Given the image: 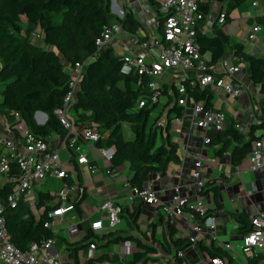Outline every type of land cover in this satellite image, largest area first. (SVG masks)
<instances>
[{
  "label": "trees",
  "instance_id": "obj_1",
  "mask_svg": "<svg viewBox=\"0 0 264 264\" xmlns=\"http://www.w3.org/2000/svg\"><path fill=\"white\" fill-rule=\"evenodd\" d=\"M225 1V6L220 8L217 16L223 10L226 22L231 11L240 7L245 0ZM149 2L153 4V0ZM199 9L206 17L210 12V2L200 5ZM109 10V0H0V116L11 121L14 113L19 114L30 132L44 141L50 135H66L67 131L54 111L63 105L71 69L76 64L83 65L80 82L68 108L69 119L75 130L83 127L94 129L99 135L95 145L114 150L108 168L117 169L128 164L131 172L128 183L143 190L152 175H163L170 163H179L177 147L170 139L169 130L170 122L181 116L184 106L178 105V93L173 86L162 85L160 96L164 98V103L161 115L164 114L167 120L165 125L158 124L159 115L149 123L150 115L159 103H147L139 108V103L148 100L151 95L147 88L148 79L122 74L121 55L112 46L100 52L95 46L96 39L106 27L120 24L124 32L133 35L142 26L130 10L126 9L123 18L112 15ZM33 35L39 38L35 39ZM197 43L204 57L208 53L209 66L215 67L232 54L245 62L252 84L264 86V58L244 53L241 44L229 39L215 26L210 35L199 33ZM187 91L195 102H201L206 109L216 111L211 108L215 96L212 91L200 88ZM37 112L46 116L41 125L35 121ZM236 125L233 119L226 117L223 130L211 138L212 144L221 146L215 150L216 156L230 150L233 166L239 165L247 157L254 141L262 138L254 136V132L257 129L264 132V120L252 126L248 139ZM9 175H18L17 168L12 166ZM77 180L80 183L78 177ZM64 182L71 183L69 178L64 179ZM216 183L217 180H209L200 191L201 196L206 191L211 193L216 204L214 210L220 207ZM11 190L12 185L2 183L0 178V199H5ZM84 196L74 204L78 218L82 217L80 208ZM31 198L35 203L29 206L28 202L33 201ZM53 198L49 191L39 190L30 199L20 200L16 207H5L3 214L10 242L25 252L31 243L40 244L52 239L58 249L67 252V264H80L79 252L88 244L86 241L97 239H92L95 236L87 233L81 241L69 242L45 228ZM143 205V202L134 200L132 210L126 207L120 214L126 224L137 232ZM33 206L40 212L38 219ZM206 212L207 216H212L210 209ZM235 218L243 236L248 234L251 231L250 220L243 214ZM156 226L150 223L140 235L129 232L124 235L123 231L117 229L108 232L101 237L98 251L103 252L108 245L131 241L135 246L132 255L122 260L104 252L86 264L106 261L118 264H147L152 261L157 264L159 252L174 254V260L178 261L176 253L186 250L189 245L186 237L176 236L175 227L168 221L166 233L158 239ZM204 251L210 259L221 257L217 247H204ZM258 257L264 261V256L259 254L247 257L246 264H253Z\"/></svg>",
  "mask_w": 264,
  "mask_h": 264
},
{
  "label": "built area",
  "instance_id": "obj_2",
  "mask_svg": "<svg viewBox=\"0 0 264 264\" xmlns=\"http://www.w3.org/2000/svg\"><path fill=\"white\" fill-rule=\"evenodd\" d=\"M122 8L128 7L139 0H118ZM209 0H153V9L158 15V33L152 37L144 35L142 30H138L132 35L137 41V48L134 52L121 54L120 72L124 75H137L148 79L147 88L151 95L139 103V108L147 103H159L160 101V78L164 75L171 76V83L178 93L177 103L179 106H186L188 103L192 107L198 119L195 126L204 132H219L224 128L226 116L221 111H211L204 107L203 103L195 102L189 95L187 89H208L217 95L223 92L228 98L236 99L242 94V90L235 86L233 77L239 71V66L245 64L240 58L230 54L220 61L223 68L221 76L214 74V68L209 66L208 58L204 57L201 48L197 43V36L203 33L201 25L205 16L199 9L200 5L207 4ZM256 2L252 6H256ZM122 14L116 0L110 7ZM111 11V10H110ZM224 12L220 11L216 24H224ZM120 24H114L104 28L100 36L95 41L97 51L103 48L119 46V35L123 33ZM262 28L254 25L249 28L247 41L257 43L260 40ZM38 39V35H33ZM130 53V54H129ZM83 73V65L76 64L71 69V79L68 83V92L64 98L63 105L54 111V115L60 124L66 129L64 136L50 135L44 141L35 135L22 123L19 114L14 113V119L19 123L18 129L21 135L18 140L10 139L0 134V178L2 183L12 185L10 194L5 199H0V264H67V252L56 247L55 241L48 239L40 244L31 243L25 252L16 248L9 239L5 225V207H16L17 203L26 198L36 195L47 184L59 181V190L51 192L54 196L47 212L45 228L51 229L54 235L62 230H66L67 241H81L87 233H91L97 240H91L81 250L83 253V264L88 260H94L101 253L98 251L101 237L108 232L114 231L121 223L120 214L122 207L106 199L99 203L97 209L98 219L89 221L86 229L82 227V217L79 221L73 220L78 217L74 204L81 201L86 193L84 186L78 182L74 175L75 166H87L91 175L97 173L98 168L93 164L88 154L81 149L79 143L94 145L99 140V135L90 127H83L75 130L73 123L69 119V106L73 101L74 93L78 87ZM168 85V84H167ZM168 85V86H169ZM42 116V115H41ZM43 117V116H42ZM43 117L41 125L45 122ZM179 123V119H174ZM211 138L204 137V144H210ZM68 150L69 154L66 153ZM96 151L101 161L110 164L114 154L113 148H98ZM249 162V170L255 171L264 167V137L254 141L252 149L246 157ZM12 166L18 170V175H9ZM195 170L192 178L196 182L198 192L192 202L181 196L179 187L172 189L170 203L162 207L163 213L171 217L183 218L189 223L190 235L186 236L188 247L186 250L194 248L198 244V239L204 231H211L215 228V219L206 215V208L200 195L205 182L200 180L201 161L195 163ZM105 173L114 180L120 175L113 169L106 168ZM69 178L70 184L64 182ZM123 189L128 193L129 210H132L134 200L143 202L144 205L158 207L161 201L151 187L147 184L143 190L132 187L128 180L122 181ZM84 201V200H83ZM35 201H29V206ZM81 210V208H80ZM251 231L243 236L241 252L246 257L251 254H261L264 256V212L257 213L250 219ZM131 241H124L118 245H113V250L107 252L110 256H117L124 260L129 258L134 250ZM224 249H231L230 244H224ZM176 253V258L185 264V251ZM174 254H163L159 252L160 260L157 264H174ZM210 264H225L218 257L210 259ZM81 264V260H80ZM99 264H118L112 262H102ZM123 264V263H120Z\"/></svg>",
  "mask_w": 264,
  "mask_h": 264
},
{
  "label": "crops",
  "instance_id": "obj_3",
  "mask_svg": "<svg viewBox=\"0 0 264 264\" xmlns=\"http://www.w3.org/2000/svg\"><path fill=\"white\" fill-rule=\"evenodd\" d=\"M145 1L153 9L149 0ZM212 1L209 0L210 12L201 25L204 34H212L215 26L216 29L224 32L229 39L241 44L244 53L250 56L264 58V0H245L240 7L231 11L228 20L221 26L215 24V21L220 8L224 7L225 4L221 0H218L217 4L215 5L214 3L213 5ZM140 2L139 0V2L133 4L140 5ZM253 2H256L257 5L252 6ZM133 4L127 9L130 12V7ZM144 17L146 24L143 25L140 23L142 26L140 30L143 31L146 38L152 37V34L156 35L159 29L158 15L155 10L153 9V13L148 14L147 12ZM134 18L138 20L136 17ZM254 25L260 26L262 33L257 43H250L247 41L248 30ZM118 38L119 46L116 45L114 48L118 55L124 54L125 51L132 53L136 50L137 41L132 38V35L123 32ZM123 42L126 44L124 45ZM204 55L209 59L208 53ZM63 62L65 63V61ZM213 68L215 73V67ZM220 72L222 74V71ZM166 76L172 79L170 75ZM233 82L236 87L242 90V94L236 99H231L223 92H219L214 96L211 108L216 111H221L227 118L233 119L237 124L238 130L248 139L252 126L264 120V86H255L252 84L246 64L239 66V71L233 77ZM167 84L163 83L162 85ZM42 119L43 117L38 115L35 121L41 122ZM178 119L179 123H176L174 120L170 122L169 135L171 141L177 147L179 163H170L163 175L154 174L150 177L147 184L156 193L161 201V205L158 207L143 205V207L146 206L149 212H153L150 213L153 216L149 221H145L143 228L138 223L139 231L133 230L134 233L132 234L140 235L141 232L147 229L150 223H154L157 224L156 237L160 239L166 233V226L169 221L175 227L176 236L186 237L190 235L189 223L187 224L183 218L171 217L170 219L163 213L162 207L170 203L172 189L174 187H179L181 196L186 198L188 202L194 200L198 190L192 174L195 170V163L201 161L199 178L205 183L209 180H217V199L220 207L218 210H214L216 204L213 202L212 195L209 191H206L201 196L206 210L210 209L212 212L211 215L215 219V228L211 231H204L198 239L197 246L185 251L184 262L185 264H210V258L204 251V247L212 248L214 246L220 249L221 257L218 256V258L222 259L225 264H246L247 257L242 254L240 249L243 234L240 232V225L235 217L243 214L250 220L257 213L264 212V167L250 171V162L247 158H244L239 165L233 166L229 149L223 152L221 156H216L215 150L221 146L212 143L205 145L203 142L205 136L212 138L216 132H204L195 126L198 115L193 113L189 103L183 107V112ZM166 120L167 118L164 117V120H160L158 124L165 125ZM18 126L19 123L15 119L6 121L4 117L0 116V134L10 139L18 140L21 137ZM254 136L263 138L264 132L261 129H257L254 132ZM79 146L88 154L90 161L98 168L97 173L94 175L89 173L87 166H75L73 168V176L79 178L80 183L86 191L84 201L81 204L82 218L87 221L97 220L99 203L106 199H110L118 203L122 208H126L129 204L127 198L128 193L123 189L122 181L125 179L128 180L131 176L128 167L126 168L125 165L113 169L120 175L119 179L114 180L105 173L106 168L110 164L101 161L96 151V146L83 142L79 143ZM66 153L70 155L68 150H66ZM124 202L126 203L125 205L122 204ZM137 204L136 202L135 205ZM146 219L147 217H145ZM82 227L86 229V226L82 225ZM119 227H121V224ZM118 231H123L122 234L124 235L125 232H129L125 227L119 228ZM66 238H68V235ZM224 244H230L231 249H224ZM109 246L113 245H108L107 247ZM158 250L160 249L158 248ZM103 252L107 253V251ZM251 255V257H255L259 254ZM255 261L252 263L264 264V261L259 257ZM174 264H182V262L178 260Z\"/></svg>",
  "mask_w": 264,
  "mask_h": 264
},
{
  "label": "rangeland",
  "instance_id": "obj_4",
  "mask_svg": "<svg viewBox=\"0 0 264 264\" xmlns=\"http://www.w3.org/2000/svg\"><path fill=\"white\" fill-rule=\"evenodd\" d=\"M141 2H140V5H137V4H133L130 8H131V12H132V14H133V16L134 17H136L137 19H138V21L141 23V24H146V19H145V14H147V12H148V14L149 13H153V9H152V7H151V5L148 3V2H146L145 0H140ZM217 1L218 0H213L212 2H213V5H214V3H215V5L217 4ZM221 2L223 3V4H225L224 2H226L225 0H221ZM116 4L119 6V8H120V11H123V14L126 12V9L124 8H122V6H120V3H119V1L118 0H116ZM113 5V3L111 2V0H109V8L111 7ZM111 11H112V9H110ZM109 10V11H110ZM113 11H115V10H113ZM117 12V11H116ZM114 16H116V17H118L116 14L114 15ZM124 16V15H123ZM119 18V17H118ZM123 18V17H122ZM123 44L125 45L126 43H124L123 42ZM115 50V49H114ZM126 52H129V51H125V53ZM127 54V53H126ZM130 54V53H129ZM220 71H222V73H223V68H222V66L219 64V65H217V66H215V73H217V74H221V72ZM163 83H168V84H170L171 83V79L169 78V77H167L166 75H164V76H161V78H160V84H163ZM159 104L160 105H157L154 109H153V112H152V114L150 115V121H149V123L150 122H153L154 120H155V118L157 117V116H159L160 115V117H159V121L160 120H164V114L163 115H161V108H162V105H163V98L161 97L160 98V101H159ZM151 124V123H150ZM126 168L128 167V164H126V166H125ZM59 181H55L54 183H49V184H47L46 186H43V188H41V190H45V191H49L50 193L51 192H57L58 190H59ZM30 200H33L32 198L30 199ZM123 205H125L126 203L124 202V203H122ZM33 211L35 212V215H36V217H37V219L39 218V210H37V207L36 206H33ZM41 212L43 211V208L40 210ZM150 213H153V212H149L147 209H146V206H144V207H142V211H141V215H140V219H139V225L143 228L144 227V224H145V221H149L151 218H152V214H150ZM145 217H147V219L145 220ZM73 220H75V221H79L80 219L78 218V217H73ZM120 220H121V227H125L127 230H129V233L131 232V233H134V231H133V229H131L127 224H126V220H125V218H121L120 217ZM82 225L83 226H86V228L88 227L87 225H89V221H87L86 219H84V218H82ZM119 227V226H118ZM121 227H119V228H121ZM119 228H117V230L119 229ZM161 231V230H160ZM58 236H60V237H65L66 238V236H67V232H66V230H62L59 234H58ZM113 250V248H112V246H109V247H107V248H105L104 249V251H107V252H111ZM152 257H155V255H151ZM79 258H80V260H81V264H83V260H85L84 259V257H83V253L80 251L79 252ZM147 264H155V263H153L152 261H150V262H148Z\"/></svg>",
  "mask_w": 264,
  "mask_h": 264
},
{
  "label": "water",
  "instance_id": "obj_5",
  "mask_svg": "<svg viewBox=\"0 0 264 264\" xmlns=\"http://www.w3.org/2000/svg\"><path fill=\"white\" fill-rule=\"evenodd\" d=\"M111 2L113 3V0H111ZM110 12H111L112 15L116 14L119 18H122V14H120V13H118L116 11H113V10L110 11ZM38 115H42L43 117H46L45 114L40 113V112H37L34 117L36 118Z\"/></svg>",
  "mask_w": 264,
  "mask_h": 264
}]
</instances>
